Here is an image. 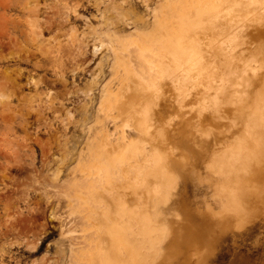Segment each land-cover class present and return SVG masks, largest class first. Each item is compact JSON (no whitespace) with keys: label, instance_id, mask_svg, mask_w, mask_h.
<instances>
[{"label":"rangeland","instance_id":"rangeland-1","mask_svg":"<svg viewBox=\"0 0 264 264\" xmlns=\"http://www.w3.org/2000/svg\"><path fill=\"white\" fill-rule=\"evenodd\" d=\"M161 1L0 0V264H84L89 245L94 249L100 241L98 247H106L100 223L120 230L119 222L130 223V210L149 217L152 235L158 234V264H264V206L222 228L201 222L204 214L212 221L222 218L224 201L211 162L228 144L246 138L240 130L254 93L264 90V24L247 18L233 30L239 40L234 49L252 64L246 81L233 85L245 100L230 98L225 107L233 120H221L218 134L209 116L199 130L195 116L189 119L164 97L151 118V135L123 138L127 145L147 147L138 161L147 179L141 196H131L133 201L129 187H122L114 198L92 186L94 175L85 172L100 89L110 80L115 90V70L121 69L114 67L112 48L128 37L152 34ZM223 41L228 49L229 39ZM166 189L171 194L165 200ZM122 195L127 197L120 201ZM118 205L125 209L119 215ZM186 223L195 228L196 239L188 229L181 233ZM123 227L131 242L135 233ZM187 233L194 243L189 247L181 243Z\"/></svg>","mask_w":264,"mask_h":264},{"label":"bare ground","instance_id":"bare-ground-1","mask_svg":"<svg viewBox=\"0 0 264 264\" xmlns=\"http://www.w3.org/2000/svg\"><path fill=\"white\" fill-rule=\"evenodd\" d=\"M34 3L36 5L37 1ZM104 18L108 17L105 15ZM153 18L155 29L152 34L128 37L122 45L112 48L114 67L121 66L120 70H115L114 76L118 81L115 90L111 89L110 80L101 87L96 124L87 142L89 155L83 164L86 166L85 172L94 175L92 186L97 190L103 189V193L113 197L118 189H124L122 187H129L127 189L133 193L129 195V191H126L130 198L137 194L141 196L147 179L142 176L140 169L143 164L138 161L143 158L147 147L137 143L127 145L123 138L126 133L148 138L152 131L151 118L157 114L159 103L164 97L175 102L182 114L184 109L189 119L195 116L199 130L205 129L202 119L208 116L209 125L217 134L222 128L221 124L219 127L221 120L226 118L228 123L233 120V115L226 111L225 106L232 97L240 99V102L245 100L233 85L246 81V72L249 64H252V61H247L249 57L243 61V53L234 49L239 40L233 30L236 26L245 25L247 18L252 24H264V0H163L158 3ZM56 24L51 23L52 26ZM227 38L230 43L228 49L223 43ZM247 53L251 51L247 50ZM189 76L192 80L186 83ZM261 83L264 87V80ZM229 86L235 90L230 91ZM191 91H194V98H188ZM253 102L246 126L240 130L244 131L246 138L228 144L225 151L212 157L214 161L211 162V168L216 170L220 178L216 181L219 183L217 188H221L219 194L221 201L222 198L224 201L219 213L222 218L212 221L204 214L201 222L215 223V226L222 228L229 224L226 222L247 220L257 207L264 206V90L254 93ZM224 126L227 127L226 124ZM117 133L120 135L117 136ZM115 179H118V185ZM169 190H164L165 200L170 198ZM123 195L120 201L125 197ZM143 198L145 206L146 196ZM124 210L120 208L121 212L117 215ZM130 211L127 217L130 223L119 222L120 230L114 229L109 223H100L101 237L107 239L106 247H98L99 241L95 243L96 248L89 249L92 243L89 251L82 256L83 260L81 257L77 259L84 264H158L157 259L162 257L161 247L157 245L160 241L158 234L154 232L152 235L149 217L137 210ZM105 217L106 214L102 220ZM110 220L113 224V218ZM218 221L219 225L216 223ZM125 225L131 227L128 233H135L131 242L125 235ZM188 226L186 223L181 233L188 229L196 239L195 228ZM186 235L191 239L189 233ZM188 237L181 242L186 247L194 245Z\"/></svg>","mask_w":264,"mask_h":264}]
</instances>
